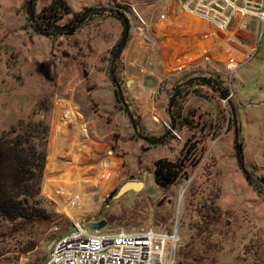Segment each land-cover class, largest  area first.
I'll list each match as a JSON object with an SVG mask.
<instances>
[{"label":"rangeland","instance_id":"1","mask_svg":"<svg viewBox=\"0 0 264 264\" xmlns=\"http://www.w3.org/2000/svg\"><path fill=\"white\" fill-rule=\"evenodd\" d=\"M27 1L0 0V137L15 129L28 150L40 141L27 129L41 119L48 126L36 148L45 153L39 194L51 218L0 223V264H44L72 220L104 221L101 232L176 230V264H264V38L258 43L256 21H247V32L218 33L180 13L175 0H62L68 11L56 26L90 9L124 10L130 31L112 65L120 20L91 14L69 35L45 27L43 35L32 26L56 0L31 1L34 23ZM199 78L221 82L228 96ZM182 84L174 131L154 147L137 139L127 112L139 134L159 139ZM19 122L29 125L19 129ZM160 159L184 164L169 188L153 181ZM131 181L143 190L112 195Z\"/></svg>","mask_w":264,"mask_h":264},{"label":"built area","instance_id":"2","mask_svg":"<svg viewBox=\"0 0 264 264\" xmlns=\"http://www.w3.org/2000/svg\"><path fill=\"white\" fill-rule=\"evenodd\" d=\"M175 1L180 13L197 18L218 33L247 32V21L254 19L258 43L264 38V0ZM52 230L58 231L57 227ZM178 242V232L166 227L96 232L83 221H72L70 231L53 242L44 264H176Z\"/></svg>","mask_w":264,"mask_h":264},{"label":"trees","instance_id":"3","mask_svg":"<svg viewBox=\"0 0 264 264\" xmlns=\"http://www.w3.org/2000/svg\"><path fill=\"white\" fill-rule=\"evenodd\" d=\"M121 10L124 11L122 8ZM67 11L68 8L65 3L62 0H56L43 13V25L38 23V25L32 27L36 32L46 35V30L41 28L56 25L62 15L67 14ZM113 17L121 21L119 17ZM71 31L59 35H69ZM199 80L216 89L220 96H224V98L228 96L229 92L226 88L224 89L221 82L212 78H199ZM27 125H29V122H19L18 128L23 127L25 129ZM237 130L236 128L235 131ZM26 133H31L33 139L40 141L34 142L35 144H32L28 150L26 147H22L20 135L16 134L15 129L9 133L12 136L11 138L4 134L0 137V223L28 225L34 222H47L51 218L49 214H45L43 204H41L44 200H40L39 194L45 153L36 148V146H39L38 143L45 144L48 126L41 119L36 126L32 127V130L27 129ZM28 135L27 138L31 139L30 134ZM184 175V164L181 159L177 161L160 159L154 163L153 181L160 188L173 186ZM115 191L112 192L113 196L117 193Z\"/></svg>","mask_w":264,"mask_h":264},{"label":"water","instance_id":"4","mask_svg":"<svg viewBox=\"0 0 264 264\" xmlns=\"http://www.w3.org/2000/svg\"><path fill=\"white\" fill-rule=\"evenodd\" d=\"M31 1L32 0H28L27 1V10H28V17H29L30 21L32 23H34V20H33V11L31 9ZM104 13L105 14H108V15H113V16L119 17L121 19V22L124 25V30H123L122 38H121L120 42L118 43V45H117V47L115 49V55H114L113 60H112V64H113V63L116 62V60L118 59V57L121 55L122 50H123V48L125 46V43L127 41V38H128V35H129V31H130L129 21L126 18V15H125V12L124 11H122V10H114V9H110V8L90 9V10H87L82 15H80L73 22L67 24L66 26H56V25H53V26H47L46 29H49L52 34L67 33L69 31L73 30L75 27H77L80 24V21L82 20V18H85L86 16H89L91 14H104ZM36 25H38V23ZM192 81H194V80H191L189 82H192ZM213 83H215V82L213 81ZM183 85L184 84L178 86L174 90V94L171 96V98L169 100V104L167 106V116H168V118L170 120V130H168V132L165 135H163L162 137H160L159 139L154 140V139H150V138H147V137L142 136L141 134H139L137 132L136 124H135L133 118L131 117L130 113L127 112V116H128V118H129V120L131 122V126L133 128L134 134H135V136H136L137 139L141 140L142 142H144L145 144L149 145L150 147H154V146H157V145L161 144L163 141H165L167 139L168 135L171 132L174 131V128H175V120L173 119V117L171 115V109H172L173 101L176 98V93H177V91L181 87H183ZM115 89H116V94H117L118 101L120 102V104L123 107H125L124 98H123V94H122V92H123L122 88L118 84H116L115 85ZM228 104H229V108L231 110L232 119H233V122H234V127L236 129L237 128V124H236V121H235V118H234V106H235V102L234 101H229V99H228ZM235 132H237V131H235ZM235 158H236V161H237L238 165L240 166V169L242 170V172L244 174H246L245 169H244L243 156H242V153H241L240 146H237L236 147ZM139 186H142V190H143V182H140V181L126 182L123 186H121V188L119 189V191L115 195V198L116 197L123 196L124 194L130 192V190H131V192H138L139 191ZM87 226H88V228L91 231L98 232V231H101V230L104 229L105 222L104 221H99L97 223H89ZM50 247L51 246H48V249Z\"/></svg>","mask_w":264,"mask_h":264},{"label":"bare ground","instance_id":"5","mask_svg":"<svg viewBox=\"0 0 264 264\" xmlns=\"http://www.w3.org/2000/svg\"><path fill=\"white\" fill-rule=\"evenodd\" d=\"M142 190V186H139V191H141ZM72 221H76V220H72ZM76 222H78V221H76Z\"/></svg>","mask_w":264,"mask_h":264},{"label":"crops","instance_id":"6","mask_svg":"<svg viewBox=\"0 0 264 264\" xmlns=\"http://www.w3.org/2000/svg\"><path fill=\"white\" fill-rule=\"evenodd\" d=\"M143 188H144V184H143Z\"/></svg>","mask_w":264,"mask_h":264},{"label":"flooded vegetation","instance_id":"7","mask_svg":"<svg viewBox=\"0 0 264 264\" xmlns=\"http://www.w3.org/2000/svg\"><path fill=\"white\" fill-rule=\"evenodd\" d=\"M39 23V22H38ZM127 112V111H126Z\"/></svg>","mask_w":264,"mask_h":264}]
</instances>
